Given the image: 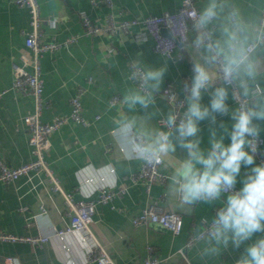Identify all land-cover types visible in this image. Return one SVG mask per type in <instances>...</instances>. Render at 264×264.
Masks as SVG:
<instances>
[{"label": "crops", "instance_id": "0c3cea01", "mask_svg": "<svg viewBox=\"0 0 264 264\" xmlns=\"http://www.w3.org/2000/svg\"><path fill=\"white\" fill-rule=\"evenodd\" d=\"M111 1L116 22L173 13L181 4V0ZM194 2L198 6L199 0ZM38 3L42 42H60L78 36L77 42L68 48L40 57L44 84L41 119L50 123L56 116L67 115L70 98L78 87H83L86 92L81 98L82 113L89 122L87 126L68 122L50 136V149L45 154L47 165L61 190L71 193L74 201L95 200L101 177L107 186L123 193L109 204L95 206L89 227L91 241L83 243V233L73 232L65 236L64 250L54 232L69 225V210L61 193L50 191L48 178L39 173L21 177L10 184L0 182V233L48 238L47 243L40 245L0 242V264H10L8 259L12 264H95L88 261V248L94 245L104 249L114 264H143L147 247L152 248L160 264H234L240 250H225L219 258L208 261L201 260L193 246L184 256L178 253L188 237L203 226L205 219L213 217L223 202L187 206L169 192V177L182 153L164 158L159 171L167 175L168 180L164 184L151 185L148 191L141 183L131 180L141 163H133L130 167L119 164L121 157L113 142L111 128L121 110L119 104L109 106L108 100L113 95L120 97L131 84L127 79L128 64L138 53L143 60L157 66L164 57L153 52L151 41L134 40L133 35L142 31L139 26L130 28L131 35L85 37L78 12L84 11L96 25L103 24L108 13L102 6L91 7L89 0H38ZM47 20L56 22L49 24ZM27 21L25 9L15 6L12 0L0 1V90L10 88L14 64L31 71L25 64L33 56L24 45L25 32L29 29ZM190 75L191 67L186 58L170 62L164 85L171 82L180 93L181 83ZM89 78L93 80L91 84L87 83ZM157 108L161 113L171 109L161 92ZM33 110V98L29 95L8 90L0 99V161L10 167L33 159L28 144L30 134L22 121ZM96 116L99 119L95 121ZM219 119L228 120L227 117ZM157 122L153 121L158 125ZM200 127L201 136L206 138L207 122H202ZM261 138L264 141V133ZM225 143H228L227 138ZM240 186L238 178L236 187ZM153 203L163 211L181 215L183 228L179 235L174 236L152 224L136 227L132 224L134 216Z\"/></svg>", "mask_w": 264, "mask_h": 264}, {"label": "clouds", "instance_id": "9594fccd", "mask_svg": "<svg viewBox=\"0 0 264 264\" xmlns=\"http://www.w3.org/2000/svg\"><path fill=\"white\" fill-rule=\"evenodd\" d=\"M181 3L166 18L172 27L163 62L148 63L139 53L129 61L131 84L111 128L119 164L158 165L182 153L169 192L187 206L223 201L193 233L199 258L214 260L232 249L240 250L234 264H264V162L256 163L264 133V0ZM185 58L191 75L172 96L175 103L179 95L180 110L161 113L157 98L169 64Z\"/></svg>", "mask_w": 264, "mask_h": 264}, {"label": "built area", "instance_id": "2783aa9c", "mask_svg": "<svg viewBox=\"0 0 264 264\" xmlns=\"http://www.w3.org/2000/svg\"><path fill=\"white\" fill-rule=\"evenodd\" d=\"M1 1V0H0ZM91 7L95 8L102 6L108 10L105 22L101 25L93 24L89 16L84 12H78L81 26L83 28V35L88 38L95 37L99 34L115 35L122 33L125 35H131L130 28L139 26L142 31L133 35V38L137 42L151 41L152 50L156 54L161 55L163 51L164 41L169 39L162 34V30H166L169 34L172 25L167 27L166 18L171 15H175L179 9L183 6L180 4L177 11L170 13L164 12L161 15H149L141 19H122L119 22L115 21V17L111 11V0H89ZM12 3L26 10L28 14V31L25 32L24 45L25 48L32 52V58L26 60L25 64L31 68V71H26L23 67L13 65L12 67V82L9 89L0 90V99L8 90L14 92L29 95L33 98L34 110L31 114L24 116L22 121L29 131L28 144L31 148L32 160L21 164L17 167H10L6 163L0 161V182L4 184H10L16 182L19 178L28 176L30 174L43 173L50 182V191L61 193L64 199V204L69 210L70 223L63 229L54 232V236L62 243V248L66 250V246L63 243L65 236L73 232L83 233L81 235V242L87 243L92 240V234L89 232V227L93 222V214L95 206L98 204H109L117 196L123 193L122 190L115 191L113 187H109L104 183V179L101 177L99 180L102 182L97 190V198L95 200H79L74 201L71 193H65L61 190L58 180L53 175L51 169L48 167L45 160V154L50 149V136L57 132L64 124L73 123L76 125L87 126L89 125L82 113L81 98L85 94L86 89L78 87L75 94L70 98V112L67 115L56 116L50 123H44L41 119V112L44 107L43 101V89L44 84L41 79L40 57L45 53H55L62 49L68 48L78 40V36H70L63 41H51L42 42L41 33L39 31L40 24L42 22L40 18V8L38 0H12ZM193 6L195 2L193 0ZM187 11V10H186ZM122 13V12H121ZM49 24H54L56 20H47ZM158 47L161 51L158 52ZM163 57V56H162ZM188 79V78H186ZM92 78L87 80L88 84L92 83ZM184 81V80H183ZM183 83V82H182ZM181 83V86H182ZM177 91L173 83L168 82L164 85L161 94L168 101L171 109L180 110V97L176 96L175 103H173L172 96ZM109 106L113 107L119 104V96L113 95L108 100ZM99 119V116L95 117V121ZM158 125L161 123L158 120ZM264 141L260 137V143L258 145L256 162H264ZM158 165L141 163L139 170L132 176L133 183H141L144 185L146 191L149 190L153 184H164L168 180V176L159 171ZM112 172V170H110ZM88 182L91 179L87 180ZM238 189V188H237ZM44 212V210H42ZM132 224L136 227L145 224H158L164 230L177 236L181 233L183 228V221L181 215L163 211L156 203L150 204L145 207L140 214L134 216ZM192 236H189L185 246L178 251L181 256L185 255V252L190 249L192 244ZM0 242L4 243H18L27 242L32 245H40L48 242L47 237H31V236H16L12 234L0 233ZM93 248H88V261L95 264H114L108 253L96 245ZM10 264L12 260L8 259ZM143 264H160V260L154 256L152 248L147 247V257Z\"/></svg>", "mask_w": 264, "mask_h": 264}, {"label": "water", "instance_id": "95a60500", "mask_svg": "<svg viewBox=\"0 0 264 264\" xmlns=\"http://www.w3.org/2000/svg\"><path fill=\"white\" fill-rule=\"evenodd\" d=\"M162 34H163L164 36H166V37L169 36L168 32H167L166 30H164V29L162 30ZM153 225L162 228V227H161L160 225H158V224H153Z\"/></svg>", "mask_w": 264, "mask_h": 264}]
</instances>
